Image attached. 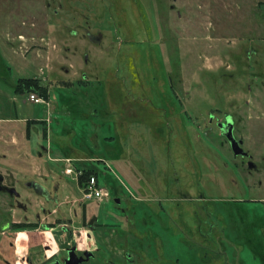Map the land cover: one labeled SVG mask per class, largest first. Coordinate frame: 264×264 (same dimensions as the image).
<instances>
[{
    "label": "rangeland",
    "instance_id": "1",
    "mask_svg": "<svg viewBox=\"0 0 264 264\" xmlns=\"http://www.w3.org/2000/svg\"><path fill=\"white\" fill-rule=\"evenodd\" d=\"M263 27L264 0H0V172L38 179L68 166L52 158L67 155L62 139L46 159L27 140L22 118L44 129L38 118L51 115V129L78 130L73 145L86 153L78 164L97 171L107 190L82 202L75 173L62 171L72 237L19 229L17 256L4 257L40 264L74 243L99 246L94 264L103 253L122 261L129 233L119 232L142 216L129 240L147 246V264H264ZM246 36L257 43L252 56ZM30 76L48 87L43 102L12 90ZM223 112L256 163L249 172L221 144L215 122ZM84 204L106 226L115 216L122 224L90 236L79 221ZM208 225L214 250L195 243ZM7 242L1 252L12 249Z\"/></svg>",
    "mask_w": 264,
    "mask_h": 264
},
{
    "label": "flooded vegetation",
    "instance_id": "2",
    "mask_svg": "<svg viewBox=\"0 0 264 264\" xmlns=\"http://www.w3.org/2000/svg\"><path fill=\"white\" fill-rule=\"evenodd\" d=\"M262 15V12L261 14ZM260 19V16L258 17ZM264 28V27H263ZM262 32V29H260ZM87 31V29H86ZM87 36H92L90 33H86ZM93 38H97V36H94ZM250 39V38H249ZM263 40V35L257 33L256 41L257 43H261ZM250 41V40H249ZM255 41L256 49L257 43ZM245 52L247 56H252L251 52H259L258 49L256 50L253 45H251V42H249L248 45V38L247 36L245 37ZM30 78H33V76H30ZM19 80V79H18ZM18 80L16 84L18 83ZM15 84V85H16ZM12 86V90H14V93L17 95L22 94V92H16V86ZM26 99V98H25ZM70 102V101H69ZM67 105V104H65ZM64 105V106H65ZM230 121L232 126H231V133L235 138H241L236 134V127H235V121L232 117L231 114L227 112H223L221 117L216 119V125L219 130V133L223 136L224 140L221 141V144L225 143L227 145V148L231 151L233 158L240 157V165L243 163H246V167L248 168L247 171H251L254 168H256V163H254L251 160V153L247 150V148L244 147L243 145V139L241 142V147L242 150L245 151L242 153L234 154L233 150L231 148V143L230 141L226 138L224 135V132L220 126V123H226L227 121ZM24 121V124L26 126V133H28V130H31V133L35 136L37 135L35 133V130L38 131V135L41 134V130H43L41 127L36 126L33 124L32 121H35V119H29L26 118ZM38 127V128H37ZM29 140V138H27ZM39 149L38 152L42 148H40L41 144L38 145ZM214 154V152H213ZM220 155V157H218ZM215 158L218 157V159H221V157H224L226 160V157L222 155L221 152H219ZM66 158L69 157H58L57 159L63 160V163L66 162ZM252 162V166H248V162ZM62 171L65 172V166H59V170L57 169V172L52 173L54 175H42L37 177H29L26 178L24 176L22 177H15L12 173H3L0 172V195L4 197V204L0 202V247L4 245L2 243V240L4 238H8V244L11 245L12 249L8 250L9 252H1L0 250V259L5 262V264H14L13 261L8 260L4 255H9L11 254L12 257L14 258L17 256L14 250V235L17 230L25 229H37V228H58L60 229L63 233L67 235L68 238L72 237V229L70 227V222H71V217L68 213H70V206L72 204L68 203L66 200V186H67V179L64 177V174ZM59 172V173H58ZM23 191L25 193H23ZM64 196V197H63ZM118 201V199H116ZM4 205V206H3ZM66 205H68V212L65 209ZM81 210H80V222L82 223L83 227L87 228L88 231L87 233L92 236V234L96 231H99L101 228L105 227H112L114 228L118 222L120 225L122 222L118 219L117 216H115V219H113L114 224H108L106 226V223H103L99 221V216L98 213L94 212L91 213L90 215L87 214V210L84 205H81ZM190 214V213H189ZM32 217V218H31ZM190 217V216H189ZM193 219L196 217V221L199 225H201V221H199L198 216L192 215ZM132 223H134V226H129V228H124L122 230L121 234H124V232H128L129 234H126L127 240L126 244V250L123 249V257L122 261L119 259H111L109 256L105 253L101 254V257L99 258V264H147V256L145 249H147L146 245L137 243L136 240L130 239L129 236L130 233L133 232L134 227L136 224H139L140 226L142 223H146V219L143 218L142 216L137 220H132ZM212 226L208 225L209 232L206 233L202 228L199 226L194 232L197 236V240L195 243L198 244L197 246H202V247H208L211 248V250H214V243L211 241V233L210 230ZM117 229V228H116ZM127 229V230H126ZM118 230V229H117ZM139 230V229H136ZM148 231V229H146ZM118 232V231H117ZM215 234V233H214ZM141 236H139V239L141 240V237L143 238V235L140 233ZM125 235L123 236L124 238L126 237ZM94 238V237H93ZM13 239V240H12ZM99 246H95V251H97ZM1 249V248H0ZM47 249V248H45ZM93 250V248H81L78 249L76 244H70L69 246H64L63 249L58 252L57 254H49L45 257V259L40 263V264H49L51 262H56L58 261L59 264H66V258L69 256V253L72 255V261H68L70 264H94V258L96 255V252ZM206 253V252H205ZM75 255V256H74ZM80 259V260H79ZM24 260H27L28 263L31 262L30 256L29 255H24ZM178 258L175 257V261L178 263ZM153 264H159V262L154 261Z\"/></svg>",
    "mask_w": 264,
    "mask_h": 264
},
{
    "label": "crops",
    "instance_id": "3",
    "mask_svg": "<svg viewBox=\"0 0 264 264\" xmlns=\"http://www.w3.org/2000/svg\"><path fill=\"white\" fill-rule=\"evenodd\" d=\"M67 105H65L63 107V109H64L62 111L63 114L68 110L67 109L68 108ZM4 119H5L4 121H10V120H12L10 118H4ZM38 119L43 120V124H44V127L45 128L43 130H41V134L40 135H38V131L35 130V133L37 135H35V136L33 135V137L30 136L29 139H32L31 140L32 141V144H35V146L36 145L38 146L39 144H41L46 149L45 150L44 149H41L40 152H38L36 154L37 158H39V159H46L47 157L49 158V155H50L49 154V151L51 150L50 151V153H51L52 150H53V149H51L52 148V143L54 144V142H55V146H56V144L58 142V139H62L61 141L58 142V147L59 148H67V151L70 152L69 153V156L71 158V163L70 164L73 167V161L80 159V157H77V156L74 157V156H72V152L73 151H76L77 149L78 150L80 149L79 143H75V145H73V140L77 136V131L78 130L69 129L66 132H57V131L51 129V123L53 121V119L51 118V115H48L45 118H38ZM22 120H25V118H22ZM35 120H37V119H35ZM65 129L67 130V127ZM52 140H55V141L52 142ZM32 144H31V147H32ZM54 151H55V153H57V150L56 149H54ZM78 152H80V151H78ZM69 156H65V157H69ZM52 158L57 159V157H52ZM73 169H74V167H73Z\"/></svg>",
    "mask_w": 264,
    "mask_h": 264
},
{
    "label": "trees",
    "instance_id": "4",
    "mask_svg": "<svg viewBox=\"0 0 264 264\" xmlns=\"http://www.w3.org/2000/svg\"><path fill=\"white\" fill-rule=\"evenodd\" d=\"M16 86V92H23V91H28V92H36L38 95L47 98L48 97V87L46 86V84H43L42 82L40 83L38 79L35 78H19L18 83L15 85ZM80 151V152H78ZM74 154L72 153V156H84L86 155V153L82 152L80 149L73 151ZM69 151H67V155L69 156ZM70 158V156H69ZM84 157H80L79 160H74L73 161V167L75 169V171H78L79 174L76 178L78 186L83 188L86 184V181L88 180L90 175H94L97 179L98 182V176H97V171H95L94 169L90 168L89 166H85L84 164H78V162H83L81 160H84ZM91 160V159H90ZM93 160H97V159H93ZM92 160V161H93Z\"/></svg>",
    "mask_w": 264,
    "mask_h": 264
},
{
    "label": "built area",
    "instance_id": "5",
    "mask_svg": "<svg viewBox=\"0 0 264 264\" xmlns=\"http://www.w3.org/2000/svg\"><path fill=\"white\" fill-rule=\"evenodd\" d=\"M26 99L39 103L44 101V97L36 94L35 92H30L25 96ZM66 163L68 166L65 167V172L70 174L72 171L75 173V179L77 178L79 172L75 171L72 167L71 159L66 158ZM107 196V190L98 185L97 179L94 175H90L86 184L83 188H81V196L80 200L84 202L86 199H95L97 201H101L103 198Z\"/></svg>",
    "mask_w": 264,
    "mask_h": 264
},
{
    "label": "water",
    "instance_id": "6",
    "mask_svg": "<svg viewBox=\"0 0 264 264\" xmlns=\"http://www.w3.org/2000/svg\"><path fill=\"white\" fill-rule=\"evenodd\" d=\"M220 126H221V128H222V130L224 132V135L226 136V138L231 143V148L233 150V153L234 154H237V153H240L241 151H242V153H244L245 151L242 150V147L240 145L241 142H242V139L241 138H235L233 136V134L231 133V126H232L231 122L229 120L226 123L221 122L220 123ZM40 148H42L44 150L46 149L43 145H41ZM248 166L249 167L252 166V162L251 161L248 162ZM68 261H72V255H71V253H69V256L66 258V264H70ZM49 264H59V262L56 261V262H51ZM76 264H78V263H76Z\"/></svg>",
    "mask_w": 264,
    "mask_h": 264
}]
</instances>
